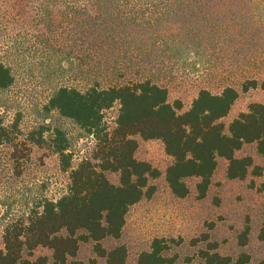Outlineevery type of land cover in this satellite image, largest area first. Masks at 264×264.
Returning <instances> with one entry per match:
<instances>
[{
    "label": "trees",
    "instance_id": "1",
    "mask_svg": "<svg viewBox=\"0 0 264 264\" xmlns=\"http://www.w3.org/2000/svg\"><path fill=\"white\" fill-rule=\"evenodd\" d=\"M17 1L28 6L27 17L33 18L37 32L48 35L45 44L49 52L54 51L51 37H55L56 30L67 35L68 48L60 55L58 71L67 72L63 62L76 59L80 64L124 76L126 69L118 70V64L126 67L129 60H142L144 50L141 51V47L149 43L158 52L157 48L163 47L161 35L177 14L185 17L195 12L190 11L192 7L224 4L234 19L233 8L246 0ZM263 6L264 0H258L255 9L243 12L256 23L257 18L264 16ZM200 13L205 12L197 15ZM215 29L212 31L217 32ZM262 29L254 28L263 32ZM216 35L208 32L206 38L211 40ZM71 36L75 38L69 45ZM165 44L169 45L168 49L162 59L152 60L153 67L172 61L166 53L173 50L176 41ZM208 46L202 40L195 44V49L206 53ZM153 48L147 52L148 57ZM128 54L132 55L128 57ZM15 82L12 67L0 60V94L11 90ZM259 87L264 92V78L261 82L247 81L243 91ZM239 97L240 92L234 86H227L216 94L202 88L191 108L184 111L183 102L175 100L172 103L169 88L152 78L106 86L99 79L90 85L59 84L49 98L47 112H56L74 122L93 138L94 151L91 158L83 159L74 167L69 140L63 130L51 131L49 125H40L27 135L28 144L49 148L59 157L61 171L69 174L70 184L64 195L56 200L42 199L25 221L6 227L0 264H69L71 258L77 257L80 244L89 241L95 243L97 255L104 258L106 264H126L125 247L107 251L102 242L121 238L131 208L155 193L150 181L159 178L161 173L150 163L136 158L139 139L159 140L164 144L167 155L174 160L166 171V181L177 198L189 195L186 180L190 178L199 179L198 190L204 198L219 158L229 163L228 178L241 181L248 177L255 164L252 157L239 158L237 152L246 145L256 144L258 153L264 158V104H252L248 112L241 113L228 127L223 122ZM117 105L119 114L112 128L106 121V113ZM20 122L15 119L6 125L0 115V144L17 147L22 143ZM107 173L118 174L119 185L113 184ZM40 247L52 251V258L43 256L31 260L24 257L25 252L32 256ZM168 248L163 241L155 240L151 250L140 254L136 264H174V259L165 256ZM205 260L206 264L232 263L231 258L218 254H205ZM249 263V255L244 254L235 264Z\"/></svg>",
    "mask_w": 264,
    "mask_h": 264
},
{
    "label": "rangeland",
    "instance_id": "2",
    "mask_svg": "<svg viewBox=\"0 0 264 264\" xmlns=\"http://www.w3.org/2000/svg\"><path fill=\"white\" fill-rule=\"evenodd\" d=\"M19 2L0 1V60L12 67L16 79L11 90L0 94V115L6 125L20 119L22 131L19 136L22 143L17 147L0 144V251L4 249L7 226L25 221L42 199H58L70 184L69 174L61 171L59 157L49 148L28 144L27 135L40 125H49L51 131L63 130L69 140L74 167L93 154L92 137L74 122L46 110L59 84L90 85L99 79L106 86L152 78L169 88L172 103L183 102L184 111L191 108L200 89L207 88L216 94L227 86H234L240 97L223 120L227 127L241 113L248 112L252 104H264L260 87L243 91L247 81L261 82L264 78V31L254 30L256 26L264 30V16L255 20L256 25L243 12L255 9L258 0H246L235 6L234 19L224 4L191 6L190 11H195L192 12L195 15L174 16L168 30L161 35L163 47L157 48L158 52L149 43L141 47L142 60H129L126 67L118 64V70L126 69L124 76L80 64L74 57L70 62H63L67 72L58 71L60 55L68 48L67 35L56 30L55 37H51L54 51L49 52L45 44L48 35L37 32L33 18L27 17L28 6ZM20 10L23 11L17 12ZM200 11L205 13L197 15ZM194 27L195 32H192ZM208 32L216 33V38L208 40ZM74 38L71 36L69 45ZM171 40L176 41V46L166 55L172 57V61L153 67L154 61L162 59L168 49L165 42ZM202 40L209 45L206 53L195 49V44ZM152 48L153 53L148 57L147 52ZM119 109L117 105L106 113V121L112 128ZM247 156L253 158L256 168L250 170L245 180H230L229 163L219 158L206 196L203 198L199 193V179L190 178L186 180L190 193L180 199L166 181V171L174 160L167 155L164 144L159 140L139 139L136 158L150 163L161 173L159 178L150 181L155 193L131 208L121 238H108L102 242V247L107 251L125 247L126 264H136L140 254L150 251L155 240L169 247L165 256L174 259V264H206L205 254L231 258V264L246 254L250 257L249 264H264V158L256 144L246 145L237 152L239 158ZM107 176L113 184L119 185L118 174L107 173ZM43 256L51 259L52 251L40 247L32 256L24 253V257L31 260ZM105 262L97 255L92 241L82 242L77 257L69 260V264Z\"/></svg>",
    "mask_w": 264,
    "mask_h": 264
}]
</instances>
